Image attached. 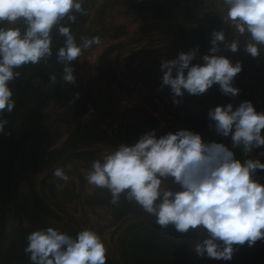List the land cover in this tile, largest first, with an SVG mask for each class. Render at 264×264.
I'll return each mask as SVG.
<instances>
[{
    "label": "clouds",
    "instance_id": "obj_1",
    "mask_svg": "<svg viewBox=\"0 0 264 264\" xmlns=\"http://www.w3.org/2000/svg\"><path fill=\"white\" fill-rule=\"evenodd\" d=\"M84 0H0V113H12L15 104L9 84L20 78L17 69L36 66L52 56L55 29L64 44L56 53L63 65V82L75 83L70 65L82 53L101 43L99 37L81 38L78 44L67 20L86 15ZM226 7L225 24L245 37L243 51L256 60L264 50V0H220ZM210 49L202 65L190 66L198 49L178 58L162 61L160 90L170 89L173 105L185 93L199 97L218 85L224 97L235 98L240 92L232 86L241 72L218 55L222 49L236 53L237 39L226 42L223 30L211 33ZM222 46V47H221ZM175 72V76H173ZM186 73V74H185ZM50 81L56 84L55 76ZM207 119L222 139L230 138L232 149H241L245 157L264 148V113H257L250 102L210 109ZM6 120L0 119V133ZM70 166L67 171H70ZM264 171L258 160L235 158L223 143H204L200 135L178 130L156 138L155 131L142 135L133 146L119 144L102 160H95L85 177L95 188L106 190L115 205L120 198L134 203L155 218L165 232L169 227L180 235L203 232L194 246L198 257L231 260L234 247H252L264 241V185L254 177ZM54 177L67 182L66 170L57 168ZM24 254L29 264H106L107 249L99 235L83 229L75 238L49 227L26 237Z\"/></svg>",
    "mask_w": 264,
    "mask_h": 264
},
{
    "label": "rangeland",
    "instance_id": "obj_2",
    "mask_svg": "<svg viewBox=\"0 0 264 264\" xmlns=\"http://www.w3.org/2000/svg\"><path fill=\"white\" fill-rule=\"evenodd\" d=\"M174 1L179 2L188 14L178 19L186 28L201 24L204 13H210L239 37L234 28L225 24L227 9L220 0H87L86 15L79 22L74 38L79 44L82 37H99L101 43L84 51L73 62L75 83L62 79L58 82L61 97L50 102L40 120L45 131L38 151L40 158L47 161L39 165L42 170L34 177L33 185L56 215L52 226L66 235L83 229L95 231L107 249L106 258L111 264H123L120 247L126 229L140 220L153 221L154 217L137 206V211L116 219L109 208L86 204L85 198L100 190L85 179L92 162L102 160L116 148L104 143L85 142L67 148L61 156L48 159L49 154L61 149L74 124L91 120L110 132H121L126 124H142L147 118L154 117L160 129L171 128L172 134L187 130L200 135L206 144H231L230 138L222 139L215 134L213 122L207 119L210 109L224 107L227 103L208 90L199 97L185 93L182 98H176L179 104L173 105L170 89L164 87L160 90L161 62L175 60L178 54L191 51L189 35L171 41L156 25L157 6L172 7ZM228 54L237 59V53L227 49L218 53L221 56ZM9 88L17 90L13 86ZM68 98L80 99L77 109L72 108L71 102H65ZM6 113H0L2 120ZM68 166L70 171H67ZM57 168L66 170L67 182L54 177ZM27 170L34 169L16 167V194L22 195L20 191L28 188ZM194 234L197 235L194 237ZM202 239L203 232H189L180 236V242L177 241L165 254L171 257L181 254L190 264H228L229 261L225 260L198 257L194 246Z\"/></svg>",
    "mask_w": 264,
    "mask_h": 264
},
{
    "label": "trees",
    "instance_id": "obj_3",
    "mask_svg": "<svg viewBox=\"0 0 264 264\" xmlns=\"http://www.w3.org/2000/svg\"><path fill=\"white\" fill-rule=\"evenodd\" d=\"M86 1L83 2V8ZM157 9L160 11L157 10L156 25L163 34L167 35L171 41H177L189 35L191 50H199L190 66L202 65L201 58L209 53L212 32L223 30L226 42L238 38L241 47L236 52L237 59L232 54L223 57L230 60L233 65L239 62L243 66L232 84L234 88L239 89L240 94L235 98L224 97L218 85H213L209 91L235 109L241 102H250L257 113H264V50L256 60L251 58L242 48L245 38L234 36L214 14L204 13L205 19L201 24L186 28L183 21L178 20L188 16L179 2L174 1L172 7L159 5ZM74 15L75 23L65 20L62 26L69 27L71 34L75 37L83 15ZM52 37V56L36 66L29 65L17 69L20 72V78L9 84V87L13 86L17 90L12 91L15 107L12 113L4 115L3 120H6L7 124L4 132L0 133V264H29V258L24 254V248L27 246L26 237L35 230L53 228L52 222L56 219L53 210L33 185L34 177L42 170L39 165L47 161L40 158L38 151L41 135L45 131L44 125L40 123L41 116L50 102L60 98L62 94L58 82L63 77L64 66L57 63L56 53L63 46L64 38L60 37L55 29ZM52 76H55L56 84L51 83ZM65 102H71L72 108L77 109L80 99L68 98ZM150 131H155L156 138L173 133L171 128L160 129L154 117L147 118L142 124H126L121 132L116 130L110 132L95 121H79L74 124L61 149L49 154L48 159L61 156L67 148L85 142L104 143L115 148L119 144L133 146L142 135ZM29 147L31 149L27 151ZM226 147L232 150L235 158L241 162L244 159H250L264 164V148L255 149L245 157L241 149H232L231 144ZM17 166L34 169L26 171L29 174V185L26 190L20 191V193L23 192L22 195L15 193ZM254 179L264 185V171L258 170ZM110 200V194L103 189H100L96 195L85 198L88 206L102 205L109 208L116 219L137 211V206L127 202L123 196L115 205ZM152 220H140L126 229L120 247L123 264H190L181 254H175L172 257L165 254L166 250L173 247L177 241L180 242L179 238L182 235L176 233L171 227L162 232L156 225L155 218ZM76 235L77 232H71L69 236L75 238ZM233 247L234 252L228 264H236V261L239 264H264V241H258L252 247H248L247 244ZM106 264H111L107 258Z\"/></svg>",
    "mask_w": 264,
    "mask_h": 264
}]
</instances>
